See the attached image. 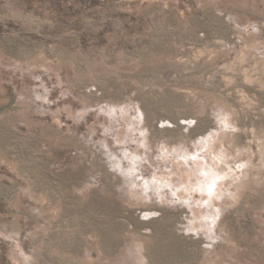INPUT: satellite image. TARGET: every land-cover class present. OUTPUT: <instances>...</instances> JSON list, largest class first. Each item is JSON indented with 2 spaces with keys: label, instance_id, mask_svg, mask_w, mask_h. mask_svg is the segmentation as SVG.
Here are the masks:
<instances>
[{
  "label": "rangeland",
  "instance_id": "374dc122",
  "mask_svg": "<svg viewBox=\"0 0 264 264\" xmlns=\"http://www.w3.org/2000/svg\"><path fill=\"white\" fill-rule=\"evenodd\" d=\"M0 264H264V0H0Z\"/></svg>",
  "mask_w": 264,
  "mask_h": 264
}]
</instances>
